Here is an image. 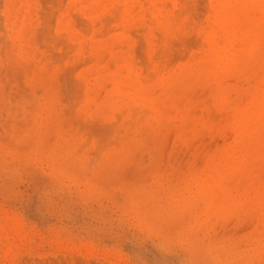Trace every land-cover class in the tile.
<instances>
[{
  "label": "rangeland",
  "instance_id": "374dc122",
  "mask_svg": "<svg viewBox=\"0 0 264 264\" xmlns=\"http://www.w3.org/2000/svg\"><path fill=\"white\" fill-rule=\"evenodd\" d=\"M0 264H264V0H0Z\"/></svg>",
  "mask_w": 264,
  "mask_h": 264
}]
</instances>
